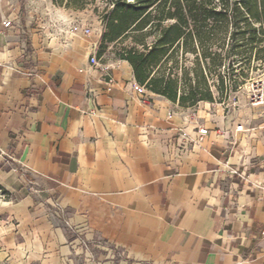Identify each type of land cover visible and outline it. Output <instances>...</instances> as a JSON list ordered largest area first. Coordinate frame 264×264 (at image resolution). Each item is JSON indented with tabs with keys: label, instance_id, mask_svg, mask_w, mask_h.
Segmentation results:
<instances>
[{
	"label": "crops",
	"instance_id": "0c3cea01",
	"mask_svg": "<svg viewBox=\"0 0 264 264\" xmlns=\"http://www.w3.org/2000/svg\"><path fill=\"white\" fill-rule=\"evenodd\" d=\"M19 10L0 4V264H113V248L131 264H264V105L139 94L91 33L53 37ZM179 129L196 144L175 161Z\"/></svg>",
	"mask_w": 264,
	"mask_h": 264
},
{
	"label": "trees",
	"instance_id": "16d2710c",
	"mask_svg": "<svg viewBox=\"0 0 264 264\" xmlns=\"http://www.w3.org/2000/svg\"><path fill=\"white\" fill-rule=\"evenodd\" d=\"M53 1L80 9L96 0ZM102 1L97 54L124 41L116 57L128 62L135 81L180 107L213 102L211 87L235 90L245 82L235 76L237 62L264 57V47H255L264 41V0Z\"/></svg>",
	"mask_w": 264,
	"mask_h": 264
},
{
	"label": "rangeland",
	"instance_id": "374dc122",
	"mask_svg": "<svg viewBox=\"0 0 264 264\" xmlns=\"http://www.w3.org/2000/svg\"><path fill=\"white\" fill-rule=\"evenodd\" d=\"M9 2L13 6H19L20 10L18 15L21 16V20L25 17H29L33 25L41 24L47 30L48 34L53 37H61L72 34L75 28L88 27L91 31L92 37L99 40L102 33V23L100 21V14L103 12L106 6L105 1L96 0L86 4L83 8L73 9L63 5L54 3L53 0H0V4ZM28 11V12H27ZM30 12V13H29ZM73 35V34H72ZM124 41L122 43H109L102 54L104 58L117 56V53L124 48ZM255 47H264V41L256 43ZM227 76V69H222L220 76ZM235 76L239 79L241 84V78L245 77L243 82L235 90L229 89L226 92L217 90L215 87H211L214 100L213 102L201 101L196 106L189 107L191 110L195 107L204 106L207 103L210 104V108L224 109L225 113L237 111L240 107H246L251 103L252 99H255V95H264V57L257 59L256 55H252L249 62L239 60L236 64ZM216 82V77H213ZM261 113L264 114V106ZM92 256L94 257V249H91ZM98 258V257H95ZM109 261L113 264H131L132 261L126 255L121 253L118 249L113 248L109 255Z\"/></svg>",
	"mask_w": 264,
	"mask_h": 264
},
{
	"label": "built area",
	"instance_id": "2783aa9c",
	"mask_svg": "<svg viewBox=\"0 0 264 264\" xmlns=\"http://www.w3.org/2000/svg\"><path fill=\"white\" fill-rule=\"evenodd\" d=\"M75 28L71 33L73 35H88L91 33L90 29L88 27H73ZM89 62L92 65H95L98 67L102 78L105 79L106 83L110 87L114 80L112 76L109 73V68L106 66H102L98 63V59L96 58V55H91L89 57ZM135 90L139 94H145L146 89L144 88L143 85H136ZM252 105H264V95L263 94H257L255 95V99H252L251 103ZM262 117L264 118V114H262ZM244 129L242 128L241 124H237L235 127V131H243ZM196 132L199 136H204L207 134V129L205 127H202L198 125L196 127ZM196 144V141L193 140L190 135L184 130V129H179L176 132V135L170 139L169 141H166L165 143V154L169 159H174L175 161H178L181 159L183 155H185L190 148Z\"/></svg>",
	"mask_w": 264,
	"mask_h": 264
}]
</instances>
